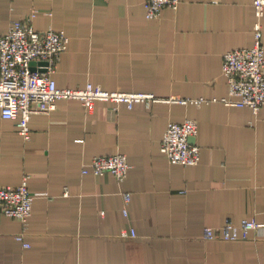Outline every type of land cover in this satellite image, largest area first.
<instances>
[{
    "label": "crops",
    "instance_id": "0c3cea01",
    "mask_svg": "<svg viewBox=\"0 0 264 264\" xmlns=\"http://www.w3.org/2000/svg\"><path fill=\"white\" fill-rule=\"evenodd\" d=\"M146 2L0 0V34L36 12L37 30L68 35L59 86L218 98L133 108L97 101L91 111L60 99L32 115L29 140L0 109V186L29 176L42 192L25 229L0 207V264H264V228L238 240L204 237L228 220L264 223V105L256 113L222 101L225 52L254 43V0H181L157 18ZM187 118L199 125L195 165L172 163L161 149L168 124ZM116 153L128 156L124 180L83 172L96 155Z\"/></svg>",
    "mask_w": 264,
    "mask_h": 264
},
{
    "label": "built area",
    "instance_id": "2783aa9c",
    "mask_svg": "<svg viewBox=\"0 0 264 264\" xmlns=\"http://www.w3.org/2000/svg\"><path fill=\"white\" fill-rule=\"evenodd\" d=\"M181 0H147V16L157 18L163 8H177ZM256 17L254 43L250 47H238L225 52L223 72L227 78L229 94L222 101L235 106H249L256 113L264 105V42L263 18L264 0H254ZM33 12L24 19L14 20L8 32L0 34V109L4 118L16 120L20 134L29 140L32 134L31 118L34 113H49L57 107L60 99L80 100L89 111L94 110L97 101L126 104L133 108L137 103L151 106L154 102H179L201 104L218 98H191L182 96H158L151 92L109 90L88 83L85 86L62 87L54 77L63 53L68 49L69 37L63 30L49 27L37 30L33 24ZM36 63L32 65V62ZM199 131L198 122L187 118L182 122L171 121L162 140V152L172 163L195 165L201 160V146L191 142ZM96 174L111 172L117 180H124L130 169L125 153L96 155L88 168ZM42 192H33L29 176L14 185L0 186V207L6 216L16 218L28 226L33 202ZM68 193V192H67ZM128 204L131 194H125ZM264 228V223L245 219L241 223L228 220L223 226H207L206 239L237 240L248 238L251 230ZM125 236L129 232H124ZM132 235H136L132 230ZM25 241V232L17 234Z\"/></svg>",
    "mask_w": 264,
    "mask_h": 264
},
{
    "label": "water",
    "instance_id": "95a60500",
    "mask_svg": "<svg viewBox=\"0 0 264 264\" xmlns=\"http://www.w3.org/2000/svg\"><path fill=\"white\" fill-rule=\"evenodd\" d=\"M35 63H36V62L33 61V62H32V65H34ZM195 138H196V137H191V138H190L191 142L195 143Z\"/></svg>",
    "mask_w": 264,
    "mask_h": 264
},
{
    "label": "trees",
    "instance_id": "16d2710c",
    "mask_svg": "<svg viewBox=\"0 0 264 264\" xmlns=\"http://www.w3.org/2000/svg\"><path fill=\"white\" fill-rule=\"evenodd\" d=\"M225 240V239H224ZM238 240V239H237Z\"/></svg>",
    "mask_w": 264,
    "mask_h": 264
}]
</instances>
